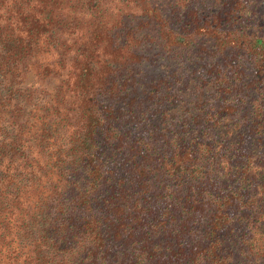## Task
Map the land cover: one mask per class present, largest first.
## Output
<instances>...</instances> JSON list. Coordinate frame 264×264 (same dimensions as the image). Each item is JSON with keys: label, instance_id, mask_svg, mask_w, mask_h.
Listing matches in <instances>:
<instances>
[{"label": "trees", "instance_id": "trees-1", "mask_svg": "<svg viewBox=\"0 0 264 264\" xmlns=\"http://www.w3.org/2000/svg\"><path fill=\"white\" fill-rule=\"evenodd\" d=\"M112 1L0 0V264H264V0Z\"/></svg>", "mask_w": 264, "mask_h": 264}, {"label": "rangeland", "instance_id": "rangeland-1", "mask_svg": "<svg viewBox=\"0 0 264 264\" xmlns=\"http://www.w3.org/2000/svg\"><path fill=\"white\" fill-rule=\"evenodd\" d=\"M154 2H156L157 4H159L163 9H166L169 12V5L171 2H175L177 0H152ZM168 1V2H167ZM103 5H106V7H108L109 9L112 7H120L123 5H118L116 4V2L112 1V0H101ZM212 3V2H210ZM131 6V5H130ZM109 14H111L112 12H108ZM169 16H173L171 13L169 14Z\"/></svg>", "mask_w": 264, "mask_h": 264}]
</instances>
